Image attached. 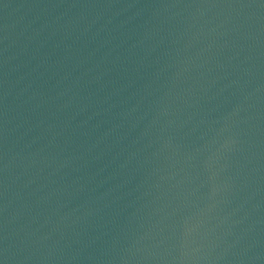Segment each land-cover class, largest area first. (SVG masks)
<instances>
[{
	"label": "water",
	"instance_id": "water-1",
	"mask_svg": "<svg viewBox=\"0 0 264 264\" xmlns=\"http://www.w3.org/2000/svg\"><path fill=\"white\" fill-rule=\"evenodd\" d=\"M0 264H264V0H0Z\"/></svg>",
	"mask_w": 264,
	"mask_h": 264
}]
</instances>
